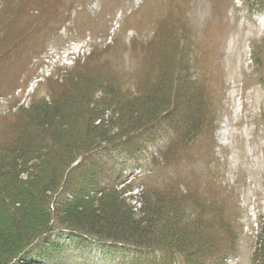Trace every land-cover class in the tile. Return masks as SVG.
<instances>
[{
	"label": "rangeland",
	"instance_id": "374dc122",
	"mask_svg": "<svg viewBox=\"0 0 264 264\" xmlns=\"http://www.w3.org/2000/svg\"><path fill=\"white\" fill-rule=\"evenodd\" d=\"M78 49H84V56L66 68L53 62ZM3 50L9 52L0 58V141L7 126L17 121L16 114L22 117L31 103L49 101L72 87L61 82L63 76L91 73L89 77L101 81L94 99L113 91L126 103L138 97L140 86L147 83V95L157 81L155 56L167 54L178 62L174 87L184 84L180 87L187 90L186 99L198 98L201 125L188 134L177 131L192 111L183 92L174 96L178 105L166 117L176 123L160 120L121 139L128 125L112 120L108 140L131 141L129 153L114 151L95 164L87 159L89 167L74 173L67 190L80 192L95 171L110 179L120 173V199L134 213L144 196L155 195L192 210L198 206L193 212L230 230L233 239L216 228L219 244L231 240L230 251L218 260L205 256L203 262L255 264L264 220V0H0V54ZM170 141L178 143L172 155L164 156ZM72 156L65 154L67 159ZM61 162L41 169L34 185L42 177L44 182L47 173L51 176L50 170L55 171V188L58 170L66 163ZM22 177L30 180L26 173ZM67 192L61 193L60 182L55 208L69 197ZM9 204L20 217L19 206ZM60 215L53 211L47 221L29 216L30 231L40 238L22 244L18 256L12 253L16 249L0 244V262L13 255L10 264H169L164 253L150 256L67 234L55 218ZM7 221L0 217V241L22 235ZM46 224L48 231L42 234ZM216 230L212 224L205 232L213 239ZM179 256L172 258L182 264Z\"/></svg>",
	"mask_w": 264,
	"mask_h": 264
},
{
	"label": "trees",
	"instance_id": "16d2710c",
	"mask_svg": "<svg viewBox=\"0 0 264 264\" xmlns=\"http://www.w3.org/2000/svg\"><path fill=\"white\" fill-rule=\"evenodd\" d=\"M4 52L9 51L3 50L0 58H4ZM163 56H155L152 60L154 75L158 73L157 81L148 87L147 95L143 93L147 83L143 88L140 86L137 95L139 98L135 96V100L130 99L131 101L123 103L125 101L113 91L105 93L104 98L94 99L95 90L101 84L100 79L89 77L91 73H85V76L79 73L71 76L68 74L61 78V82L71 85V88L64 87L59 95H54L49 101L31 103L22 117L16 114L17 121L7 126L0 141V217L8 219L7 222L13 230L21 232L22 235L0 241L1 246L8 244L11 250L16 249L12 253L18 256L27 242L30 241L31 244L32 239L40 238V235H35L37 232L30 231L33 222L29 216H42L47 221L49 213L58 211L61 215L55 218L58 221L60 219V229L67 234L95 242L121 244L135 251H145L150 256L156 252L164 253V259H169V264H178L174 257L172 258L175 253L182 258V264H204L205 256H214V259L218 260L220 256L227 254L225 251H230L231 240L226 239L219 244L220 238L217 237L216 228L222 230V234L225 232L223 235L226 234L228 239H233V236H228L230 230L221 229L212 218L204 219L200 213L193 212L198 209L193 203L192 210V206L175 205L174 201H168L169 199L164 197L156 199L155 195V198L142 195L144 198L141 199L139 212L134 213V207L125 205L120 199L122 189H117L121 181L120 173L110 179L106 178L108 174L101 176L102 171H95L89 176V180L83 183L84 187L80 188V192L67 190L74 173H82L89 167L87 159L95 164L108 158L114 151L117 154L129 153L130 144L127 143L131 141L108 140V128L112 120L129 126L120 135L121 139L131 135L132 129L137 128L139 132L147 130L146 128L153 127L160 120L164 123L167 121L168 124L176 123L174 119L171 123L166 119L168 110L178 105L174 102L175 95L179 97L183 92L182 99L187 98V90L181 89L185 87L184 84L174 87L173 77L177 73L178 62L170 60L167 54ZM185 85L188 88V85ZM186 102L190 103L192 111L190 116L184 117L185 124L182 123L180 129H177L181 134H188L191 128L195 130L201 125L198 98L186 99ZM111 107L115 108L114 112ZM106 111H109V115L104 117ZM113 113L118 116L115 118ZM117 126L120 127L119 124ZM177 143L178 141H170L164 156L172 155ZM69 153H73V156L65 158V154ZM61 160L66 163H63L64 169L58 170L60 177L55 188V171L50 170L51 176L47 173L44 182L42 177V183L39 186L34 185L37 174L42 172L41 169L45 170L53 161L61 166ZM76 161L77 163L71 166ZM25 173L30 180L22 179V174ZM60 182L61 193L69 191V197H65L61 207L55 208ZM9 201L19 206L17 209L21 212L20 217L17 216L18 212L11 211L13 208ZM51 202L54 203L52 211ZM169 208H172L171 212L168 211ZM173 217L176 219L172 221ZM212 224L216 230L213 232V239L205 232ZM45 226L42 234L48 231L47 224ZM261 229L263 231L259 234V247L254 251L255 264H264V220ZM3 232L1 228L0 234ZM11 232L7 233L11 235ZM11 258L0 264H10ZM40 262L31 260L29 264H44ZM213 262L210 260L205 264Z\"/></svg>",
	"mask_w": 264,
	"mask_h": 264
}]
</instances>
